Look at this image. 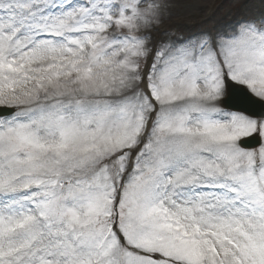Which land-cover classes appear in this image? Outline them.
<instances>
[{"label": "snow or ice", "instance_id": "snow-or-ice-1", "mask_svg": "<svg viewBox=\"0 0 264 264\" xmlns=\"http://www.w3.org/2000/svg\"><path fill=\"white\" fill-rule=\"evenodd\" d=\"M165 7L0 0V264H264V17Z\"/></svg>", "mask_w": 264, "mask_h": 264}, {"label": "rangeland", "instance_id": "rangeland-1", "mask_svg": "<svg viewBox=\"0 0 264 264\" xmlns=\"http://www.w3.org/2000/svg\"><path fill=\"white\" fill-rule=\"evenodd\" d=\"M160 39L187 37L196 33L225 30L242 20L264 17V0H164ZM166 30V31H165Z\"/></svg>", "mask_w": 264, "mask_h": 264}, {"label": "water", "instance_id": "water-1", "mask_svg": "<svg viewBox=\"0 0 264 264\" xmlns=\"http://www.w3.org/2000/svg\"><path fill=\"white\" fill-rule=\"evenodd\" d=\"M242 91V86H233L232 97L229 98L228 106L232 107L233 109L245 108L249 112L264 113V104H261L258 99H254L252 102L246 104L236 103L235 99L241 94ZM249 143L255 144V140H250Z\"/></svg>", "mask_w": 264, "mask_h": 264}]
</instances>
